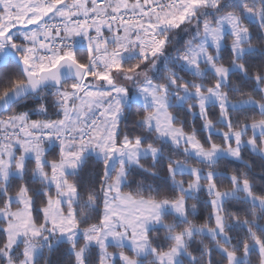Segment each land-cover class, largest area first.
Listing matches in <instances>:
<instances>
[{
  "label": "snow or ice",
  "instance_id": "obj_1",
  "mask_svg": "<svg viewBox=\"0 0 264 264\" xmlns=\"http://www.w3.org/2000/svg\"><path fill=\"white\" fill-rule=\"evenodd\" d=\"M0 264H264V0H0Z\"/></svg>",
  "mask_w": 264,
  "mask_h": 264
},
{
  "label": "trees",
  "instance_id": "obj_2",
  "mask_svg": "<svg viewBox=\"0 0 264 264\" xmlns=\"http://www.w3.org/2000/svg\"><path fill=\"white\" fill-rule=\"evenodd\" d=\"M255 259V258H254Z\"/></svg>",
  "mask_w": 264,
  "mask_h": 264
}]
</instances>
